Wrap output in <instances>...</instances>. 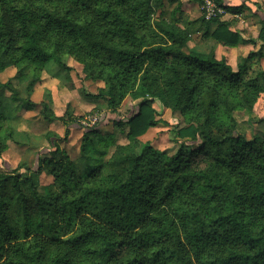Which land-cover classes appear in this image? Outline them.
I'll use <instances>...</instances> for the list:
<instances>
[{
	"label": "trees",
	"instance_id": "16d2710c",
	"mask_svg": "<svg viewBox=\"0 0 264 264\" xmlns=\"http://www.w3.org/2000/svg\"><path fill=\"white\" fill-rule=\"evenodd\" d=\"M165 1L178 0H0V72L14 66L21 85L0 83V156L49 60L69 72L72 58L102 81L85 96L105 108L77 157L48 132L50 156L37 153L35 168L0 170V264H264V133L247 137L235 117L252 121L264 92V68L252 71L261 51L233 67L213 46L189 47L197 24L218 22L227 45L235 33L220 18L181 23ZM127 97L132 112L117 116ZM155 102L182 118L173 153L140 140ZM41 114L56 118L49 101ZM109 116L127 129L111 153L94 138ZM43 169L53 180L40 193L31 173Z\"/></svg>",
	"mask_w": 264,
	"mask_h": 264
},
{
	"label": "rangeland",
	"instance_id": "374dc122",
	"mask_svg": "<svg viewBox=\"0 0 264 264\" xmlns=\"http://www.w3.org/2000/svg\"><path fill=\"white\" fill-rule=\"evenodd\" d=\"M195 1V2H194ZM186 7L192 12L196 9L201 15L199 3L196 0L186 1ZM174 4L165 1L164 9L170 11ZM226 15V14H225ZM193 40V37H192ZM207 50V47H201ZM261 51L258 62L252 65V71L264 68V44L260 45ZM247 55V54H246ZM243 56V55H240ZM237 61V59H236ZM71 70L66 72L57 66L53 61L46 63L39 80L35 83L33 91L29 96V101L33 106L20 105L15 111L17 115V140L9 141V147L0 156V170H11L19 164H27L36 167L37 153L41 156H50L47 152L49 142L46 134L53 133L56 136L58 145L68 152L70 157L75 158L79 155V147L85 127H92L98 122V116L105 111L101 101H91L85 93H96L98 88L103 85L102 81L87 79L82 70V64L72 58L67 59ZM236 63V62H235ZM16 68L9 66L0 72V83L11 80L12 84L21 88L19 80L15 78ZM73 86V87H72ZM2 100L9 101V92L4 90ZM49 101L56 118L49 121L41 114V102ZM132 99L127 97L117 110V116L124 117L132 112ZM154 108L157 111V124L151 126L143 135L140 136L142 142L148 141L155 148L173 153L179 143L174 138V130L183 124L179 113H173L169 109L163 108L161 104L155 102ZM71 113L72 123L67 119V114ZM264 116V92L260 95L251 113L252 121L248 120V115L244 111L235 112V117L239 121L238 132L250 137L264 133V121L257 120ZM114 117V116H113ZM113 117L109 116L101 124L96 126L94 138L100 144L109 143L108 152L114 149V144L109 141L113 137L117 143H126L124 128L123 131L114 125ZM69 121V122H68ZM108 155L105 157L107 158ZM34 182L37 184L40 193H45L47 186L53 178L43 169L40 173H31Z\"/></svg>",
	"mask_w": 264,
	"mask_h": 264
},
{
	"label": "crops",
	"instance_id": "0c3cea01",
	"mask_svg": "<svg viewBox=\"0 0 264 264\" xmlns=\"http://www.w3.org/2000/svg\"><path fill=\"white\" fill-rule=\"evenodd\" d=\"M186 1L178 0L173 3L174 6L170 9V11L176 9L175 15L181 19V23L200 17L198 9L191 12L186 7ZM228 6L233 7L234 10L229 9L227 14L220 18V21L225 22L226 29L235 33V36L232 37L235 40L233 45L220 43L214 38L213 32L217 28L218 22L208 25L206 29L203 25L197 24L198 30L192 34L193 40L191 38L188 45L198 48L207 47V49L213 46L218 56L224 55L227 61L235 67L238 56H245L249 51L257 52L259 50L260 42L256 38L261 27V20L264 18V0H231L228 1ZM259 55L257 52L256 58H259ZM261 57L264 58V56ZM132 101L134 106L136 101Z\"/></svg>",
	"mask_w": 264,
	"mask_h": 264
},
{
	"label": "built area",
	"instance_id": "2783aa9c",
	"mask_svg": "<svg viewBox=\"0 0 264 264\" xmlns=\"http://www.w3.org/2000/svg\"><path fill=\"white\" fill-rule=\"evenodd\" d=\"M228 1L231 0H200L199 7L204 20L209 21L214 18H221L227 14L228 9L226 6H228Z\"/></svg>",
	"mask_w": 264,
	"mask_h": 264
}]
</instances>
